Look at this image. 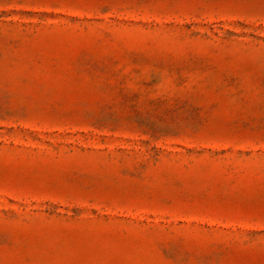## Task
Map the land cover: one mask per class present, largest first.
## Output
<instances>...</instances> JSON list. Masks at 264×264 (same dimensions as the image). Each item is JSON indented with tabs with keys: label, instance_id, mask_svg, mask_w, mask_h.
Listing matches in <instances>:
<instances>
[{
	"label": "rangeland",
	"instance_id": "374dc122",
	"mask_svg": "<svg viewBox=\"0 0 264 264\" xmlns=\"http://www.w3.org/2000/svg\"><path fill=\"white\" fill-rule=\"evenodd\" d=\"M0 264H264V0H0Z\"/></svg>",
	"mask_w": 264,
	"mask_h": 264
}]
</instances>
